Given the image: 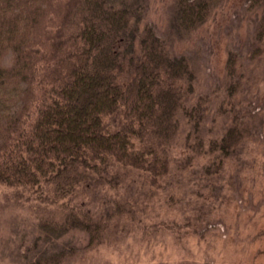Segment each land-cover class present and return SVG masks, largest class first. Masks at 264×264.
<instances>
[{"label": "trees", "instance_id": "trees-1", "mask_svg": "<svg viewBox=\"0 0 264 264\" xmlns=\"http://www.w3.org/2000/svg\"><path fill=\"white\" fill-rule=\"evenodd\" d=\"M217 1L176 0L170 28L193 30ZM262 4L245 0L243 8ZM146 10V0H0V226L8 213L27 215L14 264L86 260L131 230L137 242L157 232L179 242L220 226L151 211L177 204L174 168L211 157L201 171L210 178L250 137L264 109L243 97L255 73L240 68L243 55L228 44L224 82L199 91L197 54L173 51ZM252 40L247 60L258 63L264 10ZM221 92L215 115L228 124L206 137L204 111ZM178 146L190 154L175 159ZM71 230L84 232L86 244L54 243Z\"/></svg>", "mask_w": 264, "mask_h": 264}, {"label": "rangeland", "instance_id": "rangeland-1", "mask_svg": "<svg viewBox=\"0 0 264 264\" xmlns=\"http://www.w3.org/2000/svg\"><path fill=\"white\" fill-rule=\"evenodd\" d=\"M175 1L146 0V16L160 33L168 36L173 51L197 54L195 61L200 66L197 89L205 91L215 83L224 82L226 47L232 44L243 55L240 68L255 73L254 79L247 83L243 97L262 104L264 54L258 63L249 62L247 56L264 4L252 13H246L245 0H218L202 24L189 32H178L170 28ZM222 96V92L217 94L204 111L207 125L203 129L212 125V132L204 131L206 137H216L228 124V117L215 115ZM253 125L250 137L240 142L235 153L210 178L201 176V171L213 164L211 157H198L183 172L174 168L169 189L177 196V204L166 208L162 203L151 211L157 219L164 217L183 222L189 217L199 218L204 224L220 225L218 228L200 238L188 233L179 242L166 232H157L142 243L136 241L137 231L131 230L128 235L123 234L115 247L100 248L86 260H72L67 264H264V109L255 117ZM179 146L172 150L177 160L190 154ZM135 190L133 186L132 192ZM138 190L136 194H139ZM88 199V206L96 210V199ZM8 214L0 226L1 264H14L18 260L15 234L24 229L27 217L22 211ZM86 239L84 232L71 230L54 243L62 246L72 242L83 246Z\"/></svg>", "mask_w": 264, "mask_h": 264}]
</instances>
